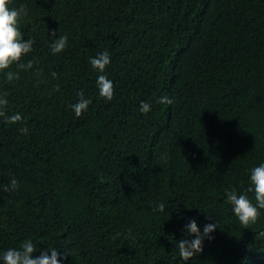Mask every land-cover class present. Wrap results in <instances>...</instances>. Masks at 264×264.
<instances>
[{"label": "trees", "instance_id": "1", "mask_svg": "<svg viewBox=\"0 0 264 264\" xmlns=\"http://www.w3.org/2000/svg\"><path fill=\"white\" fill-rule=\"evenodd\" d=\"M21 5L19 30L35 43L20 61L31 69L0 72L6 115L23 118L0 117V257L30 239L60 264H264V210L245 228L227 202L235 190L255 203L251 169L264 164V0L8 6ZM60 36L67 46L53 54ZM105 50L111 101L90 64ZM80 91L91 104L77 117ZM193 219L218 227L184 261L176 242L194 238Z\"/></svg>", "mask_w": 264, "mask_h": 264}, {"label": "clouds", "instance_id": "2", "mask_svg": "<svg viewBox=\"0 0 264 264\" xmlns=\"http://www.w3.org/2000/svg\"><path fill=\"white\" fill-rule=\"evenodd\" d=\"M10 0H0V72H4L10 69L14 64L18 65L21 70H28L33 67L31 61L27 64L20 63L22 57L33 50L34 40L31 38L25 40L19 30L18 24L21 20L28 16V10L26 5H21L17 8H10L8 5ZM56 33L53 31L52 36ZM68 43L67 36H60L56 39L52 45L51 50L53 54L61 53L65 50ZM111 63V57L107 50L102 53H98L95 58H90V64L97 70L100 75L97 77L96 86L99 89L101 97L108 101H111L114 96V85L113 82L108 79L105 72L106 67ZM55 76L56 74L53 73ZM8 81L19 79L17 73L12 71L7 72L6 76ZM59 91V86H57ZM6 95V94H5ZM79 100L77 103L70 107L74 111L77 117H80L85 111H87L91 100L86 99L84 92L80 91L77 93ZM157 103L160 104H171L172 100L165 96L159 98ZM8 100L6 98H0V117L5 119L8 124H16L22 121V116L19 113L12 114L11 116L6 115V108ZM140 111L147 114L151 111V106L147 102H141ZM22 134H27L28 129L23 127L19 129ZM250 183L252 187L248 188L249 192L254 193V200L249 199L246 194L238 195L235 190L227 193V202L232 205V210L239 222L247 228L250 224L257 222L260 216V210H264V164L251 169ZM18 187V181L12 179L10 186H5L4 191H14ZM165 205L160 203L156 211L163 212ZM211 220L212 218L209 217ZM218 225L217 223H208L204 226L203 232L196 220H190L185 227V231L194 237L193 239H181L176 242V249L178 250L179 256L184 260L188 261L193 258L196 254L203 251L204 240L212 239L211 234L215 232ZM260 236H264V232L259 233ZM36 248L33 242L25 240L19 249H9L5 251L0 257L3 264H60V253L55 248L43 251L40 255L36 256L34 253Z\"/></svg>", "mask_w": 264, "mask_h": 264}]
</instances>
